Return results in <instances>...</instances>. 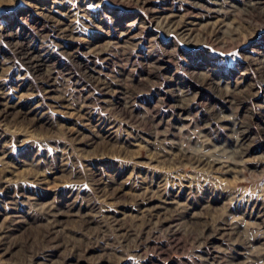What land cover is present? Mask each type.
Here are the masks:
<instances>
[{"label": "rangeland", "instance_id": "1", "mask_svg": "<svg viewBox=\"0 0 264 264\" xmlns=\"http://www.w3.org/2000/svg\"><path fill=\"white\" fill-rule=\"evenodd\" d=\"M0 264H264V0H0Z\"/></svg>", "mask_w": 264, "mask_h": 264}]
</instances>
